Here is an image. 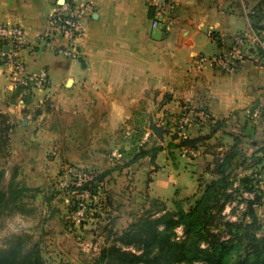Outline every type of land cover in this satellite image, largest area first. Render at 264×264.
Listing matches in <instances>:
<instances>
[{"label": "crops", "instance_id": "1", "mask_svg": "<svg viewBox=\"0 0 264 264\" xmlns=\"http://www.w3.org/2000/svg\"><path fill=\"white\" fill-rule=\"evenodd\" d=\"M83 1L93 12L82 20L75 58H64L56 53L62 39L35 42L46 28L54 0H0V25H18L25 32L22 56L27 71L44 69L48 74L50 65L65 70L58 90L50 93V81L41 92L13 89L0 69V114L13 125L10 148L22 146V203L33 199L42 211V221L34 220L37 214L24 205L25 226L47 231L45 243L66 247V255L75 260L69 250L77 242L90 250L93 240L105 237L102 243L107 245L101 248L107 247L152 200L166 205L155 185L166 168L157 164L158 157L165 154L169 159L164 124L171 104H198L210 118L219 119L249 107L264 90V66L254 64L257 58L248 45L251 33H260L264 24V0L254 3L256 13L251 0H176V13L160 29L151 28L146 0ZM240 37L247 41L250 61L234 73L199 64L208 44L215 45V55ZM47 49L53 54L49 63L43 61L48 60ZM155 100L160 102L156 113L150 108ZM151 125L162 130L161 139ZM19 134L20 141L15 139ZM66 164L97 171L98 196L106 205L103 234L91 232L99 220L94 218L72 233L81 240L67 234L64 220L70 214L72 219V206L66 198L47 195Z\"/></svg>", "mask_w": 264, "mask_h": 264}, {"label": "rangeland", "instance_id": "2", "mask_svg": "<svg viewBox=\"0 0 264 264\" xmlns=\"http://www.w3.org/2000/svg\"><path fill=\"white\" fill-rule=\"evenodd\" d=\"M257 1L251 0L250 7L253 8L256 5L254 3ZM255 9L253 8L256 13ZM250 11L252 10L250 9ZM261 15L264 18V14ZM260 29V33H256V36H251L250 41L248 38L247 40L252 43V45L250 43L248 45L249 47L253 46L251 51L257 58V62H254V64L259 65L260 63V65L264 66V49L260 48L259 45L263 43L264 46V24ZM248 45L246 41V48L244 49L246 52ZM216 52L215 45L210 44L202 50V54L205 57ZM52 55V52L47 49L44 58L48 60L43 61L49 63L50 58L53 57ZM22 57L26 64L25 54ZM64 74L65 70H58L53 65L48 67L50 93L58 90L60 82L63 81ZM233 84L237 85L238 82L235 81ZM177 105L176 103L171 104L173 109L166 111L164 145L166 146V152L170 160L165 154H161L157 159V164L166 167L164 173L158 175L156 179L155 190L158 192L157 195L167 200L165 203L170 211H175V204L184 211H187L200 197L204 187L212 179L216 178L213 173L216 161L223 158L229 152L228 155L231 157V160L226 174L230 183L231 199L226 203L222 217L224 221L242 223L244 225L250 222L248 211L252 209L257 218L256 225L258 227L259 225L264 226V90L260 92L259 98L249 107L230 112L225 117L219 119L210 118V116L205 119L197 117L200 110L198 104L180 103L178 108H176ZM202 107L204 110H201L205 114L208 113L206 108ZM150 108L154 109L155 113L158 112L160 110V102L155 100ZM184 109H186L189 115L195 117L197 121L195 124L186 127L184 132L185 137H179L176 129L178 120L181 117L180 113ZM45 119L47 118L43 120ZM17 124V128H20L19 122ZM184 138L187 140L198 138L200 140L193 147H179L180 143L185 140ZM15 139L20 141L22 135L15 136ZM233 146L235 147L234 149ZM167 160L168 166H166ZM0 171L4 173L0 179V185L5 193H8L13 177V183L17 184L16 189L22 188V146L10 148L9 143L7 153L3 156L0 155ZM58 185V183L51 185V189L47 193L48 197L57 199L58 197L66 198L68 196L67 191L61 190ZM34 202L33 199L31 203L26 201V204L29 206L27 211L29 210V212L33 213V216L37 214L33 218L34 220L39 219V221H42V211H40L39 206H36ZM26 204L25 202L22 203L21 195L17 203L8 204V207L0 213V251L6 250L14 237H25L28 247H31L34 243H38L44 264H89L98 256L99 247L101 248L104 243H102L103 239L108 240L103 237L100 239L101 242H97V237L93 240L94 247L90 250L82 247L80 242H77L78 245L75 244L69 250L71 254H76L77 260H75L72 257L73 255H66V247L61 248L59 245H47L45 243L49 237L47 231L41 232L40 230H36L34 224H30L31 227L25 226L22 212L26 210L24 207ZM105 206L98 195L97 199L90 203L87 216L88 222L93 218L94 221L95 219H99L97 227L91 232L97 231L103 234V224L100 223H104L103 216L106 217V213L103 212L106 210ZM34 220L32 221L35 222ZM87 220L80 224L75 223L77 227L74 230L75 224H73L71 214L67 216V219L64 220L67 227L66 231L68 230L67 234H70L73 239L81 240L82 236L80 234L75 237L72 233L78 232L77 230L80 229L82 224L88 223ZM182 238L181 228L175 229V241H179ZM104 244L107 245V243ZM81 249H86V251L83 252ZM86 255L89 256L86 257Z\"/></svg>", "mask_w": 264, "mask_h": 264}, {"label": "trees", "instance_id": "3", "mask_svg": "<svg viewBox=\"0 0 264 264\" xmlns=\"http://www.w3.org/2000/svg\"><path fill=\"white\" fill-rule=\"evenodd\" d=\"M12 129L8 118L0 114L2 156L7 153ZM199 140L185 139L179 147H193ZM228 153L216 161L213 169L216 178L204 187L191 208L184 211L173 201L176 209L170 211L163 202L152 200L149 208L116 236L112 244L101 248L89 264H264V226L256 225L254 211L249 207L250 222L244 225L224 221L222 217L231 199L226 174L231 160ZM3 174L0 171V179ZM13 178L8 193L0 185V213L8 204L17 203L25 190L16 189ZM177 228L182 230L183 238L179 241H175ZM26 244L25 237H14L9 247L0 251V264H44L38 243L31 247Z\"/></svg>", "mask_w": 264, "mask_h": 264}, {"label": "built area", "instance_id": "4", "mask_svg": "<svg viewBox=\"0 0 264 264\" xmlns=\"http://www.w3.org/2000/svg\"><path fill=\"white\" fill-rule=\"evenodd\" d=\"M146 2L151 13L152 29H160L177 11L176 0H146ZM92 12V5L83 0H54V9L47 19L46 28L36 34L35 42L46 43L55 38L62 39L64 44L56 47V53L64 58H75L76 44L83 35L82 20L90 16ZM251 36H256V33H251ZM259 45L264 49L263 43ZM26 46L25 32L21 27L14 24L0 25V69L6 75L9 86L13 89L30 88L41 92L49 85L48 74L44 69L35 72L27 71L22 57ZM245 48L246 39L240 37L235 39L225 52L209 57L200 56L198 62L200 65L208 63L214 68L232 74L238 65L248 59ZM199 108L197 117L200 119L209 117L202 106ZM180 116L176 130L179 137H185L186 127L195 124L197 120L189 115L186 109L180 113ZM97 177V171L92 167H80L73 164L62 167L58 186L61 190L67 191L66 201L73 207L72 220L76 224L87 220L89 205L97 199Z\"/></svg>", "mask_w": 264, "mask_h": 264}, {"label": "water", "instance_id": "5", "mask_svg": "<svg viewBox=\"0 0 264 264\" xmlns=\"http://www.w3.org/2000/svg\"><path fill=\"white\" fill-rule=\"evenodd\" d=\"M69 83L70 81L68 82V84ZM151 131L155 135V137H157L158 139H161L162 130L160 128H157L154 125H151Z\"/></svg>", "mask_w": 264, "mask_h": 264}]
</instances>
